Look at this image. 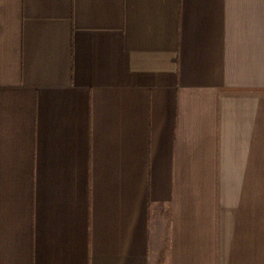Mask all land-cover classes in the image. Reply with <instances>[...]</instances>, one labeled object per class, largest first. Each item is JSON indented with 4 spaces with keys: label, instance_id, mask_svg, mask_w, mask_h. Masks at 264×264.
I'll return each instance as SVG.
<instances>
[{
    "label": "crops",
    "instance_id": "obj_1",
    "mask_svg": "<svg viewBox=\"0 0 264 264\" xmlns=\"http://www.w3.org/2000/svg\"><path fill=\"white\" fill-rule=\"evenodd\" d=\"M263 162L264 0H0V264H264Z\"/></svg>",
    "mask_w": 264,
    "mask_h": 264
},
{
    "label": "rangeland",
    "instance_id": "obj_2",
    "mask_svg": "<svg viewBox=\"0 0 264 264\" xmlns=\"http://www.w3.org/2000/svg\"><path fill=\"white\" fill-rule=\"evenodd\" d=\"M261 206H262V229H263V242H264V162H263V177H262V189H261ZM170 214L168 213V220ZM168 226L169 223L167 222Z\"/></svg>",
    "mask_w": 264,
    "mask_h": 264
}]
</instances>
